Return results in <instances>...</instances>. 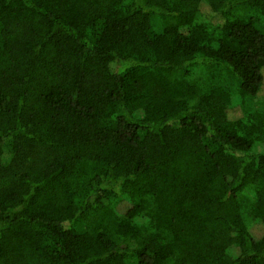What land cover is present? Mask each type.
Returning <instances> with one entry per match:
<instances>
[{
    "label": "trees",
    "instance_id": "trees-1",
    "mask_svg": "<svg viewBox=\"0 0 264 264\" xmlns=\"http://www.w3.org/2000/svg\"><path fill=\"white\" fill-rule=\"evenodd\" d=\"M263 87L264 0H0V264H264Z\"/></svg>",
    "mask_w": 264,
    "mask_h": 264
},
{
    "label": "rangeland",
    "instance_id": "rangeland-1",
    "mask_svg": "<svg viewBox=\"0 0 264 264\" xmlns=\"http://www.w3.org/2000/svg\"><path fill=\"white\" fill-rule=\"evenodd\" d=\"M263 95H264V87H263ZM263 95H262V96H263ZM231 115H232V116H235V115L237 116V115H239V109H238L237 107L233 108V109L231 110ZM261 148H263V147H262V146H261V147L258 146L259 151L262 150ZM263 150H264V149H263ZM124 205H125V204L122 203V204H120L119 207H118L119 210H120L121 212L125 210ZM252 229H253V232H254V234H255L256 236H260V235H262L263 232H264V227H263L261 224L253 225ZM232 252H233L234 254H236V255H237V253H238V251H237L236 249H233Z\"/></svg>",
    "mask_w": 264,
    "mask_h": 264
}]
</instances>
